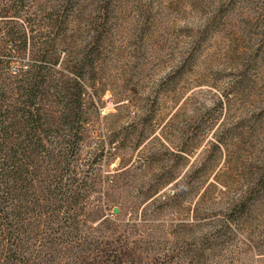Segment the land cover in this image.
Instances as JSON below:
<instances>
[{"label": "rangeland", "instance_id": "obj_1", "mask_svg": "<svg viewBox=\"0 0 264 264\" xmlns=\"http://www.w3.org/2000/svg\"><path fill=\"white\" fill-rule=\"evenodd\" d=\"M37 51L44 102L83 94L48 130L80 159L46 160L56 194L18 246L0 224V264H264V0H0L3 125Z\"/></svg>", "mask_w": 264, "mask_h": 264}, {"label": "trees", "instance_id": "obj_2", "mask_svg": "<svg viewBox=\"0 0 264 264\" xmlns=\"http://www.w3.org/2000/svg\"><path fill=\"white\" fill-rule=\"evenodd\" d=\"M15 14L18 15V11ZM31 39L32 44L37 45L35 36ZM13 40L14 46L19 40L25 46L27 37L14 35ZM20 55L24 54L16 50V60L22 58ZM41 61L37 51L30 62L13 76L14 105L8 116L10 121L7 125L0 123V224L8 235L5 240L15 247L22 241L15 233L23 226L22 219L18 220L19 215L23 211L39 208L40 198L55 196L60 184L57 182L54 186L47 182L46 160L61 159L70 170L80 159L77 129L71 127L70 134H67L69 139L65 141L67 147L59 154L57 142L50 139L48 130L53 125L62 128L70 122H77L85 106L83 94L78 92L71 105L64 104L60 110L54 111L52 105L44 102L42 97L54 81L59 89L63 81L51 70L44 69L39 64ZM76 76L77 79L82 77L79 72ZM67 191L65 189L62 195ZM10 199L14 203L9 204ZM60 200L63 201L62 197ZM15 255L11 253L10 257L15 258Z\"/></svg>", "mask_w": 264, "mask_h": 264}, {"label": "water", "instance_id": "obj_3", "mask_svg": "<svg viewBox=\"0 0 264 264\" xmlns=\"http://www.w3.org/2000/svg\"><path fill=\"white\" fill-rule=\"evenodd\" d=\"M114 213H118V208H113Z\"/></svg>", "mask_w": 264, "mask_h": 264}]
</instances>
